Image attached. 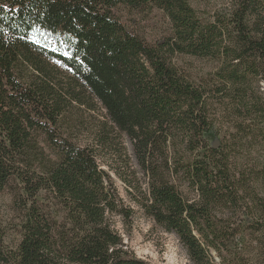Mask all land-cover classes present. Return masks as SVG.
<instances>
[{
	"label": "trees",
	"instance_id": "obj_1",
	"mask_svg": "<svg viewBox=\"0 0 264 264\" xmlns=\"http://www.w3.org/2000/svg\"><path fill=\"white\" fill-rule=\"evenodd\" d=\"M118 8L162 12L170 33L146 42ZM177 56L213 67L190 77ZM122 167L137 206L193 264H217L211 250L219 264H255L244 226L264 260V0L203 13L191 0H0V195L21 238L6 251L0 222V264H151L116 229L134 212L104 168Z\"/></svg>",
	"mask_w": 264,
	"mask_h": 264
},
{
	"label": "rangeland",
	"instance_id": "obj_2",
	"mask_svg": "<svg viewBox=\"0 0 264 264\" xmlns=\"http://www.w3.org/2000/svg\"><path fill=\"white\" fill-rule=\"evenodd\" d=\"M223 0H191L194 7L198 8L200 13L206 11L209 8H215ZM117 18H119L123 23H125L129 29L137 33L139 36L143 37L146 42L154 43L160 41L162 37L167 36L170 33L169 21L165 18L163 13L154 10L152 13L147 15L136 14L134 12H129L128 10L118 8L116 12ZM175 64L184 71L188 76L196 77L204 75L206 72L210 71L213 64L207 60L203 61L201 59H196L186 56H177L175 59ZM86 124L88 127L94 121L101 120V111L98 110L96 113L85 114ZM77 144L89 145L92 141V137L88 135L84 130H79L75 135ZM125 141L127 140L122 137ZM209 141L213 142V137H209ZM127 155L130 158L131 170L135 173L136 181L141 185L142 190H144V179L141 178L136 166L132 163L130 157V149L127 143ZM110 173V179H112L113 187L118 194L119 200L122 205L129 207L133 210L134 216L132 218L131 224H123L119 218H115L116 229L119 231L120 235L123 237L125 247L130 250L137 258H141L151 264H193L189 261L185 248L180 245L175 235L170 233H164L162 229L157 226L154 221L147 218L142 210L137 206L134 199L137 197L138 193H135L134 189L129 190V181L132 180V173L128 171V168H121V177H119L112 169L104 168ZM129 173V174H128ZM258 193L264 199V182L260 184ZM236 221L243 220L242 213H237ZM0 222L3 227V237L2 243L6 251L16 248L17 244L20 242V234L18 231V219L17 213L12 206V196L7 192L0 195ZM242 234L240 235L239 243L243 247V256L247 260H254L255 264H263V258L257 259V255H260L258 247L252 242L256 236H250L247 232L246 226L243 227ZM264 242V236L259 238ZM263 254V253H262ZM210 256L212 260L217 264L220 263L217 254L214 250L210 251Z\"/></svg>",
	"mask_w": 264,
	"mask_h": 264
},
{
	"label": "water",
	"instance_id": "obj_3",
	"mask_svg": "<svg viewBox=\"0 0 264 264\" xmlns=\"http://www.w3.org/2000/svg\"><path fill=\"white\" fill-rule=\"evenodd\" d=\"M217 146V143L216 142H214V147H216Z\"/></svg>",
	"mask_w": 264,
	"mask_h": 264
}]
</instances>
